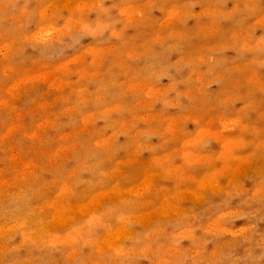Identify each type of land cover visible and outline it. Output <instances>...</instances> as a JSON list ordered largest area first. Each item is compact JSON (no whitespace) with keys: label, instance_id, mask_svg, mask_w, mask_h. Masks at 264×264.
<instances>
[{"label":"rangeland","instance_id":"1","mask_svg":"<svg viewBox=\"0 0 264 264\" xmlns=\"http://www.w3.org/2000/svg\"><path fill=\"white\" fill-rule=\"evenodd\" d=\"M0 243L264 264V0H0Z\"/></svg>","mask_w":264,"mask_h":264},{"label":"bare ground","instance_id":"2","mask_svg":"<svg viewBox=\"0 0 264 264\" xmlns=\"http://www.w3.org/2000/svg\"><path fill=\"white\" fill-rule=\"evenodd\" d=\"M187 161H188V160H187ZM190 178H191V177H190ZM143 184H144V183H143ZM234 184H235V183H234ZM36 185H37V184H36ZM130 191H131V190H130ZM133 192H135V191H133ZM21 194H22V192H21ZM11 195H12V194H11ZM11 195H10V196H11ZM15 195H16V194H14V196H15ZM22 195H23V194H22ZM14 196H13V197H14ZM38 197H39V196H38ZM9 198H10V197H9ZM9 198H8V199H9ZM14 198H15V197H14ZM14 198H13V199H14ZM16 198H17V195H16ZM17 199H21V201H22V198H21V196H19V195H18V198H17ZM14 200H15V199H14ZM16 201H17V200H16ZM18 202H19V200H18ZM1 205H2V204H1ZM64 205H65V204H64ZM64 207H68V206H64ZM62 208H63V207H62ZM32 210H33V209H32ZM34 210H35V209H34ZM17 211H18V210H17ZM80 212H81V211H80ZM66 213H67V212H66ZM33 214L36 215V213H34V211H33ZM64 215H67V214H65V212H64ZM31 216H34V215H31ZM31 216H29V219L32 218V220H33L34 217H31ZM30 217H31V218H30ZM133 218H134V217H133ZM25 219H27V218L25 217ZM29 219H28V220H29ZM35 219H36V218H34V220H35ZM37 219H38V218H37ZM20 220H22V219H20ZM32 220H31L30 223H32ZM34 220H33V221H34ZM127 220H128V219H127ZM24 221H25V220H24ZM24 221H23V223H24ZM35 221H36V220H35ZM35 221H34V222H35ZM25 222H26V221H25ZM34 222H33V223H34ZM30 223H29V225H30ZM210 223H211V222H210ZM212 223H213V222H212ZM24 224L28 225L27 222L24 223ZM36 224H37V223H36ZM38 224H39V223H38ZM29 225H28V227H29ZM47 225H49V224H47ZM21 226H22V225H21ZM23 226H24V225H23ZM31 226H33V225H31ZM31 226H30V227H31ZM40 226H41V225H40ZM50 226H51V225H50ZM50 226H49V227H50ZM24 227H25V226H24ZM41 227H42V226H41ZM45 227H46V226H45ZM45 227H44V228H45ZM44 228H43V229H44ZM46 228H47V227H46ZM25 229H29V228H25ZM30 229H32V227H31ZM40 229H41V228H40ZM120 231H122V230H120ZM25 232H26V231H25ZM36 232H37V231H36ZM233 232H234V231H233ZM107 234H108V233H107ZM123 234H124V233H123ZM26 235H27V237H26ZM29 235H30V237L35 236V235L32 236L31 234H29ZM38 235H39V233H38ZM24 237H25L24 239L29 238L27 233H25ZM34 238H35V237H34ZM116 238H117V237H116ZM116 238H115V239H116ZM46 239H49V238L46 237ZM55 239H57V238H55ZM79 239H80V238H79ZM106 239H107V238H106ZM106 239H105V242H106ZM112 239H113V238H112ZM115 239H114V240H115ZM110 240H111V239H110ZM36 241H37V240H36ZM52 241H53V237H52ZM55 241H56V240H55ZM58 241H60V240L58 239ZM38 242H39V240H38ZM53 242H54V241H53ZM56 242H57V241H56ZM103 242H104V241H103ZM106 243H107V242H106ZM0 244L3 246L2 243H0ZM1 245H0V246H1ZM3 247H5V244H4ZM78 247H79V246H78ZM0 248H2V247H0ZM104 249H105V248H104ZM2 251H3V250H2ZM174 251H175V250H174ZM0 252H1V250H0ZM98 254H99V253H98Z\"/></svg>","mask_w":264,"mask_h":264}]
</instances>
